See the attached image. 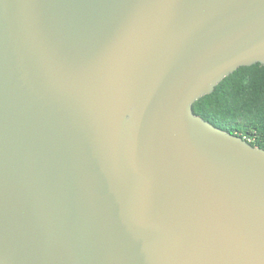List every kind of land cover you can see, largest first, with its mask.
Here are the masks:
<instances>
[{
    "label": "water",
    "instance_id": "95a60500",
    "mask_svg": "<svg viewBox=\"0 0 264 264\" xmlns=\"http://www.w3.org/2000/svg\"><path fill=\"white\" fill-rule=\"evenodd\" d=\"M264 64V0H0V264H264V148L193 102Z\"/></svg>",
    "mask_w": 264,
    "mask_h": 264
},
{
    "label": "trees",
    "instance_id": "16d2710c",
    "mask_svg": "<svg viewBox=\"0 0 264 264\" xmlns=\"http://www.w3.org/2000/svg\"><path fill=\"white\" fill-rule=\"evenodd\" d=\"M215 126L264 148V64L239 66L192 104Z\"/></svg>",
    "mask_w": 264,
    "mask_h": 264
}]
</instances>
